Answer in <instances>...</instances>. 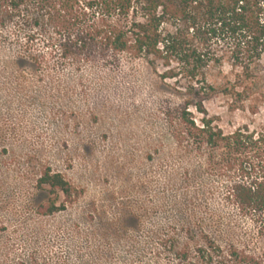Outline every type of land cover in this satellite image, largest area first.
<instances>
[{
  "label": "rangeland",
  "instance_id": "374dc122",
  "mask_svg": "<svg viewBox=\"0 0 264 264\" xmlns=\"http://www.w3.org/2000/svg\"><path fill=\"white\" fill-rule=\"evenodd\" d=\"M28 29L0 27V264H180L207 238L260 247L223 199L226 177L173 137L167 109L183 95L163 68L80 47L64 56L67 33ZM204 108L224 133L264 131V110L222 96ZM44 172L68 192L40 183Z\"/></svg>",
  "mask_w": 264,
  "mask_h": 264
},
{
  "label": "trees",
  "instance_id": "16d2710c",
  "mask_svg": "<svg viewBox=\"0 0 264 264\" xmlns=\"http://www.w3.org/2000/svg\"><path fill=\"white\" fill-rule=\"evenodd\" d=\"M7 24L67 33L60 39L64 56L80 47L112 62L125 55L155 72L163 68L158 76L173 80L183 95L182 103L167 109L173 137L226 177L223 199L256 227L260 245L207 238L181 249L178 261L264 264V131L245 125L224 133L204 108L222 96L230 109L264 110V0H0V27ZM191 107L202 116L199 124ZM39 182L68 192L58 173L44 172Z\"/></svg>",
  "mask_w": 264,
  "mask_h": 264
}]
</instances>
